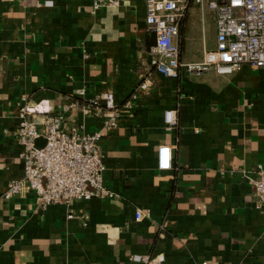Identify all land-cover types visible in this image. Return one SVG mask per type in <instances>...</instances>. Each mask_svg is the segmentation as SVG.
Wrapping results in <instances>:
<instances>
[{"label":"crops","instance_id":"0c3cea01","mask_svg":"<svg viewBox=\"0 0 264 264\" xmlns=\"http://www.w3.org/2000/svg\"><path fill=\"white\" fill-rule=\"evenodd\" d=\"M94 1L0 0V197L24 177L14 136L23 95L70 107L66 126L104 134L103 182L115 193L44 210L34 192L0 201V264H143L133 257L146 255L163 264H264V208L250 184L264 167V69L182 66L167 77L156 71L147 0L99 11ZM176 41L182 65L203 62L217 44L215 11L190 0ZM144 84L133 109L121 108ZM82 89L87 98L112 95L115 129L105 128L109 116L71 107L83 103L74 97ZM167 111L177 112L173 129ZM161 146H173L170 170L158 169Z\"/></svg>","mask_w":264,"mask_h":264},{"label":"built area","instance_id":"2783aa9c","mask_svg":"<svg viewBox=\"0 0 264 264\" xmlns=\"http://www.w3.org/2000/svg\"><path fill=\"white\" fill-rule=\"evenodd\" d=\"M191 1L215 11L216 48L205 53L203 62L182 65L181 49L176 38L190 0H147L146 23L156 35L153 53L157 56V72L177 78L182 66L193 73L200 74L213 69L220 75H232L244 65L252 69H264V0ZM120 3L121 0H95L94 11L118 7ZM148 90L147 84L138 87L121 108L132 110L134 101ZM74 97L83 103L79 104L78 100L71 107L82 105L85 116H109L105 123L108 130L118 126L120 109L116 107L111 94L87 98V91L82 89ZM69 108L53 110L45 101L32 102L26 95L22 96L18 102L19 123L14 136L20 146L24 177L11 181L0 201L34 192L36 208L44 210L53 204L70 205L75 200L90 201L115 196L103 182L104 134L101 131L86 133L84 124L79 121L66 126V112ZM165 122L168 129L177 127V112L167 111ZM40 138L45 139L43 147L36 145ZM172 148L159 147V170L171 169ZM256 173L257 178L251 179L250 184L255 189L258 206L264 208V167L258 166ZM69 218H73V215L70 214ZM141 218L142 213L137 212L136 220ZM133 260L143 264L164 262L163 257L149 255L134 256Z\"/></svg>","mask_w":264,"mask_h":264},{"label":"rangeland","instance_id":"374dc122","mask_svg":"<svg viewBox=\"0 0 264 264\" xmlns=\"http://www.w3.org/2000/svg\"><path fill=\"white\" fill-rule=\"evenodd\" d=\"M38 146L42 147V144H38Z\"/></svg>","mask_w":264,"mask_h":264}]
</instances>
